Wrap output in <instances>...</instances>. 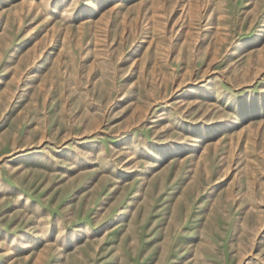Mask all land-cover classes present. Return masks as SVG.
<instances>
[{
    "label": "rangeland",
    "instance_id": "1",
    "mask_svg": "<svg viewBox=\"0 0 264 264\" xmlns=\"http://www.w3.org/2000/svg\"><path fill=\"white\" fill-rule=\"evenodd\" d=\"M0 264H264V0H0Z\"/></svg>",
    "mask_w": 264,
    "mask_h": 264
}]
</instances>
